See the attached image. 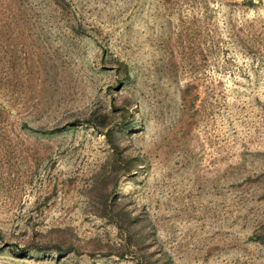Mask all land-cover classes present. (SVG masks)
Listing matches in <instances>:
<instances>
[{"label":"rangeland","instance_id":"rangeland-1","mask_svg":"<svg viewBox=\"0 0 264 264\" xmlns=\"http://www.w3.org/2000/svg\"><path fill=\"white\" fill-rule=\"evenodd\" d=\"M0 264H264V0H0Z\"/></svg>","mask_w":264,"mask_h":264},{"label":"trees","instance_id":"trees-1","mask_svg":"<svg viewBox=\"0 0 264 264\" xmlns=\"http://www.w3.org/2000/svg\"><path fill=\"white\" fill-rule=\"evenodd\" d=\"M95 127V126H94ZM110 134H111V132L110 133H106L105 135H106V137H107V139H108V141H109V143H111V140H110ZM111 145H112V143H111ZM112 148H113V150L116 152V153H119L120 152V149H118V148H116L114 145H112ZM117 223V222H116ZM117 225H118V227H121V224L118 222L117 223Z\"/></svg>","mask_w":264,"mask_h":264}]
</instances>
